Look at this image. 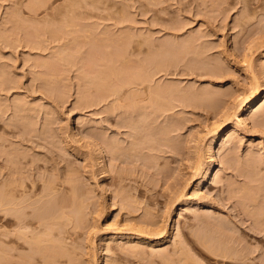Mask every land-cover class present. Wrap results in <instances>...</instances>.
<instances>
[{"label":"rangeland","instance_id":"obj_1","mask_svg":"<svg viewBox=\"0 0 264 264\" xmlns=\"http://www.w3.org/2000/svg\"><path fill=\"white\" fill-rule=\"evenodd\" d=\"M225 1L0 0V84L2 81L5 82L3 77L8 79L9 72L12 73L10 79L6 82L10 81L11 83V78H14V76L16 78L12 80V83L15 84L13 82L15 79L17 81L15 86L9 83L15 88H11L12 90L10 94L8 92V95L3 91L5 88L2 87L4 84L2 82L0 98L3 103L0 102V108L2 105V110L6 108L4 104L8 108L7 110L4 109L2 113L6 111L7 121L18 117V113L15 114L16 116L14 115L13 104H10L11 101L13 103L14 99H17V101L20 99L24 101L25 99L29 106V102H31L34 108L28 105L26 107L32 109V115H34V111L37 113L40 110L41 116L39 115L37 118L35 115L32 117L26 111L33 119L35 117L36 122L41 119H45L46 122V119L53 112L52 108H54V113L57 112L58 114L59 112V115H55L61 118H59L61 123L59 122V128L58 126L56 128H58L59 134L63 136L62 129L67 126V130L64 129V131H67V134L72 138L70 143H64L68 148L63 144L64 151H72V153L69 152L71 157L68 155L67 159L61 155L62 162L64 161L63 158L67 159L69 167L65 161L61 164L62 162L59 160L61 165L57 161L61 157H56L60 152L54 154V152L59 151H54L56 145L54 147L53 145L55 143H52L51 148L49 147L50 144L47 146L46 150L53 147V151L49 149L47 154L43 152L45 150L44 146H46L44 145L45 142L42 144L44 146L41 153L39 149L42 147L41 145H38L40 147H36V150H34L37 154L32 151L30 153L36 154L35 158L38 154V157H40V154L44 153L42 156L45 159H50L46 161L42 157L47 162L46 165L51 161V164L47 166L49 171L52 168L50 165L55 164L48 156L54 154L52 158L55 157V163L58 162L59 165L57 167L59 170L53 166L57 169L55 170L57 174L53 173L55 178L61 177L63 167L69 169L65 168L68 171H66L67 173L71 169L79 171V174L75 173L79 176V179H75L85 187L84 191L81 192L84 194L89 192L91 195H89V198L88 195H85L88 199L86 203L84 202L86 206L84 207L82 219L79 221V233H77L78 236L74 235L77 239L74 236L71 239V242H76L75 245L78 246L74 247L72 243L73 248L70 246L71 248L69 247L68 250L69 259H64L61 264H91L94 261L96 262L93 264H187L183 257L185 252L193 255L194 258L191 257L192 259L197 258L198 264L201 261L203 264H244L242 261L232 260L227 263L219 260V258H214V256L213 259L203 257L204 255L201 254L203 247L196 242L195 238L196 236L203 237V239L208 238V240L214 238V240H218L223 236L221 234H224L222 233L224 229L220 228V230L218 228L221 231L220 233L215 225H209L210 227L207 224L204 225V221L207 220L204 216L209 212V214H221V217L225 215L226 218L232 214L233 217L234 214L236 216L237 213L234 212V209L235 211L239 210L238 205L241 203L238 194L239 187L243 185L250 187L253 183L251 176L256 178V170H258L257 180L261 185L260 187L264 188V156H260L264 155V116H261L264 111V19L261 18V16H264V4L261 3L263 0L259 2L262 5L261 8V5L258 2H255L257 3L255 4L254 1L256 0H253L252 2L260 7L259 9L256 6L259 14L256 13L255 21V17L247 21L246 19L251 17L250 13L245 12L249 16L244 18L246 17L244 11L247 10L244 7L246 5H244V2L246 3L247 0H243V4L240 2L241 5H237L238 0ZM32 2H36V4L38 2L41 7L39 6L36 10L31 11L29 7ZM228 3L232 4L229 5L231 8L233 7L231 11ZM251 5L249 7H252ZM227 6L228 8H226ZM223 8L227 9V13L229 10V13L223 14L226 12ZM257 33H261L262 37L258 38L260 35H257ZM254 37H257V39L255 40ZM151 43L153 45L152 55L154 60H168L169 71L171 72L178 69V71L184 70V73L191 72L190 74H193L190 78L187 77L189 74L185 76L182 73L183 71L181 72L182 77L184 74L183 78L181 76L178 78L179 75H172V77H168L172 80L167 85H175L174 79L177 81L180 79L179 81L183 82L185 80L184 85L188 83L189 87L196 89L201 83L200 87L208 90L210 95L207 91L206 93L211 100L210 103L205 101L207 102H204L205 105H200L198 99H195L192 108L187 109L189 113L180 116L182 125L180 132L178 131L179 135L177 134V138L176 136L174 138L176 143L173 144L176 145V148L171 149L166 146V143L163 142L165 139L163 133L156 135V138L160 141L158 143L160 150L155 149L156 151H154L152 149L153 151H150L153 152V157H156L153 161H156L158 167L155 168L152 164L149 165L150 163H148V167L147 165L141 167L142 165L133 162L136 159H132V157L134 164L128 162L129 164L125 165L127 168L124 167V170H122L124 165L121 164L122 169L121 167H115L116 170L112 168L111 171L112 164L110 163V167L107 166L109 164H106L108 155L106 154V159L103 160L104 164L101 161L102 159L100 160L99 155L101 153L99 151L103 147L96 145L98 147L94 150L96 153L94 151L90 152L95 144L91 146L92 149L88 144L91 145L94 139L91 140V135L90 139H87L86 136L91 132H99L97 128L94 130L90 125L100 122L101 118L107 117L108 114L112 119L111 128H108V131L112 136H116V117L111 108H108L111 106L109 104L111 98L108 99L106 96L108 93L104 94V91L111 89L117 79L121 78L120 72L146 67V52ZM221 51L225 52L226 56ZM219 66H222L221 69ZM250 67H253V71ZM6 71L8 74L4 75ZM253 73L257 77L252 75ZM201 74L203 77L205 74L213 77L220 75L221 77L214 79L205 75L204 78L201 77V80H199L196 75L201 76ZM253 77L258 78L257 84L259 83L263 95L262 99L254 109H247L243 115H240L246 119L243 124L239 125L236 118L230 117V121L227 122L228 124L226 123V134L221 135L220 138L214 141L212 147L213 157L209 159L204 151L212 135L206 137V133L210 128L223 123L229 114L233 112L232 107L235 106L236 102L234 101L238 94H246L252 90L254 82L251 81H254ZM8 86L6 85V87ZM7 89H10V87ZM54 96H59L62 99L60 98L57 101V97ZM102 97H106L105 101L102 100L103 102H101ZM219 97H222L223 100ZM50 98L52 100L53 98L56 99L55 106L59 102L57 108L54 107ZM213 99L219 101L217 104L220 103L221 108H224L223 113L216 103L211 104L214 103L212 102ZM25 101L24 103L27 104ZM99 101L100 103H98ZM202 102L201 104H203ZM59 104L62 105V108ZM44 105H46L47 110H41ZM107 105L110 106L107 107ZM9 106H11V109ZM35 108L36 110H33ZM48 109H52V111L46 117L48 113L45 114L44 112H49ZM98 109L105 113H102L101 116L96 115ZM42 111L44 112L42 113ZM2 113L0 115L4 117ZM19 114L23 115L22 113ZM10 115L11 117H9ZM53 115L51 116L55 117ZM23 117L20 118L23 119ZM28 117L24 121H27ZM14 119L16 120V118ZM54 119H52L53 121L50 120V125L52 122L59 121L56 119L54 121ZM19 120L16 122L19 123ZM35 121L33 122L36 123ZM44 121H39L40 124L37 123V127L33 123L34 127L37 129L42 127ZM28 122H32L31 119ZM54 123L53 126H56L57 124L54 125ZM34 127H32L33 130L36 129ZM52 127L49 128L55 129V127ZM14 130L15 132L18 131ZM38 130L36 135L39 134ZM1 131L2 129H0ZM54 131L51 130L53 134ZM50 137L52 138V135ZM92 138L94 137L92 136ZM52 140L55 139L52 138ZM14 141L17 142L15 138ZM16 145L19 144L16 143ZM149 145L151 148L153 147V145ZM155 148H157L156 145ZM24 150L27 149L24 148ZM49 151L53 154L49 155ZM90 153L95 155L90 156ZM148 155L147 158L151 156V154ZM257 155L263 157L262 160H259L260 163L257 162L258 160L255 161L258 158L255 157ZM29 157L27 159H30ZM96 157H99V159L97 160ZM260 157L259 159H261ZM151 158L148 162H152ZM40 159L38 158V164H40ZM0 161L2 160L0 159ZM199 161L203 164L202 168L205 169V173L207 172L203 181L204 184L202 183L201 187L198 184L202 180L201 174H199V171L197 172ZM98 162L102 163L105 169ZM137 162L142 164L141 161ZM0 164L3 163L0 162ZM258 165L260 166L258 167ZM149 166L153 169H149ZM117 169H121L126 175L122 177L128 178L119 180L118 178L123 172L121 171L116 176ZM56 175L59 176L56 177ZM80 186L82 187V185ZM254 186L259 187L255 183ZM195 190H200V193H203H201V197L200 195L195 197L193 193H196ZM261 194H263L262 191ZM126 208L130 211L127 212L128 209ZM183 208L186 209L182 210ZM199 210H201L202 217L200 215L195 217ZM214 214L212 215L214 216ZM93 216L96 218L95 224L92 223ZM197 217L203 220L202 223L205 227L199 219L196 220ZM229 218H227V221ZM247 219L249 220V218L246 217V222ZM238 220L240 219L238 218ZM158 222L163 228L168 229L167 234L162 231V226L159 229L153 228V224ZM249 222L251 221L249 220ZM92 225L96 233L91 232L94 229H92ZM188 227H191V229ZM179 232L184 238L179 236ZM182 232L184 233L182 234ZM90 233H93L91 237ZM159 233L161 234L159 235ZM199 233H202L203 236ZM227 233L228 231H226ZM205 236L206 238H204ZM90 238L97 242L91 243L93 240H90ZM247 242L254 246V242ZM182 243H184V248L187 247L184 253ZM91 244H94L96 248ZM180 248L183 254L178 252L181 251ZM188 249L192 254L191 252L187 253ZM90 252H95V257ZM259 252L256 254L260 255ZM179 255L180 257H178ZM1 260L2 256L0 255V264L2 263Z\"/></svg>","mask_w":264,"mask_h":264},{"label":"bare ground","instance_id":"obj_2","mask_svg":"<svg viewBox=\"0 0 264 264\" xmlns=\"http://www.w3.org/2000/svg\"><path fill=\"white\" fill-rule=\"evenodd\" d=\"M224 1L225 0H223V2ZM252 1L253 0H249L250 5L253 3ZM261 1L262 0H260V1L256 0V1H254V3L258 2V4H260L259 2H261ZM240 2L243 4L244 1L238 0V4H237V2H236V4L239 5ZM249 2H248V0L246 1V3L244 2V5L246 4L244 7H246L247 10H252L250 12H248L247 10L244 11V14L246 16L244 18H247L249 16V14H246V13H250V16H251V17H248L249 19H246L247 21L248 20L250 21V18L253 19L257 15L256 13H258L257 12L258 8L259 9H260V7L262 8V5L264 4L263 3L264 0L261 2L262 5L261 4H260L261 6L259 5L260 7L255 5L257 3H255V4L253 3L254 8H252L253 7L252 5H251L252 7H249L250 6ZM32 3H34V2H32ZM226 3L227 2L225 1V4ZM31 4L29 7L31 11L36 10L40 6L38 4V2H37V4H36V2L32 5ZM229 5L231 6L232 4L228 3V6ZM228 6L226 8H228ZM230 6H229V10L231 11V9H233V7L231 8ZM263 7H264V5H263ZM224 8H223V10H225ZM229 10H228V13H229ZM228 13L226 11L223 14H228ZM263 14H261V15H263ZM261 18L264 19V16H261ZM258 19H259V17H258ZM255 20H256V17H255L254 21ZM258 34L260 35L261 33H257V35ZM261 37H262V35H260L258 38H261ZM256 39H257V37L255 38V40ZM252 44H253V42H252ZM152 46L153 45L151 43V45L148 46V51L146 52L147 53L146 67L144 66L143 69H135V70L131 69V70H127L125 72H120L119 75L121 76V78L117 79V82L111 86V89H106V92L104 91V94L108 93V95H106L107 98L108 99L111 98V101L109 102V104H111V106L107 105V107L110 106L108 108H111L112 113L116 117L115 118V123H116L115 124V127H116L115 128V130H116L115 135L116 136H112L108 131V128L109 129L111 128V120H112L110 117V114H108L107 117L101 118L100 122L94 123L95 125L94 124H92L93 126L90 125L92 129L94 128V130H95L97 128L99 130V132H96V133L91 132V134H87L88 136L85 135L86 137H88L87 139H90L89 137L91 135V140L94 139L92 141L96 142V143H94V142L91 143V145L88 144L90 147L95 144L94 145L95 147H93V150L90 152H93L95 150V148L97 147L96 145H99V147L102 146L103 149L105 148L104 150L101 149L99 151V153H101V155H99L101 157L100 160L102 159L101 161L103 162V160L106 159V156L108 155V159H107L106 164H109V165H107L109 167L112 164L111 165V171H112V168L115 169V167H117V168L121 167V169H122V165H124L122 170H124V167L126 169L127 166H125V165L128 162L130 164L131 163L134 164L133 162H135L136 164H140V166L142 165L141 167H143V166L145 167V165H147V167H148V163H150L149 165L152 164L153 166H155V168L158 167V164L156 163V161L155 160L153 161V159H156V157L155 156L153 157V154H152L153 152L151 153V151H153L152 149H154V151H156L155 149L160 150V148L158 147V143L160 141L156 138L157 137L156 135L163 133L165 135V139L163 142L166 143V146H169L171 149L176 148V145H173V144L176 143L174 141L175 140L174 138H175V136L177 138V136L179 135L178 131L180 132V129H181V125H182L181 121L182 120L180 119V116L184 113L185 114L189 113V111H187V109L192 108V106H193L192 103L195 99H198V102H200V105H205L204 104L205 101H207V102L209 101V103H210V100H211V98H209V96L207 95V93L209 94L208 90L203 88V87H200L201 83H200V85L198 84L199 86L196 89L194 87H189V85H187L188 84L187 82H186L187 84L184 85V82H185L184 79H183L184 82L179 81L180 79H178L179 82L176 79H174L175 85H170V86L167 85L168 83H171V80H172L171 78L169 79L168 77H172V75H177V76L179 75L178 78L180 76L182 77L181 72L183 71L182 73H184V70L178 71V69H176L175 71L171 72V71H169L168 60H160V61L154 60L153 55H152V51H153ZM222 52L223 51H221V53ZM223 54H225V52H223ZM225 56H226V54H225ZM217 64H220V63H217ZM221 67H220V69H221ZM250 68L252 69L253 67H250ZM7 71L4 73V75L8 74ZM185 71H188V70H185ZM252 71H253V69H252ZM175 72H177V73H175ZM11 73L9 72L8 79H10ZM190 73L191 72H189V73L186 72L184 74H185V76L187 74H189V76L187 75V77L190 78L191 75L193 76V74H190ZM222 73H223V70H222ZM222 73L220 72V74H222ZM184 74H183V77H184ZM205 75H204V77H205ZM252 75L256 76L254 73ZM12 76H14V75H12ZM196 76L199 80H201L200 78L203 77L202 74H201V76H199V75H196ZM207 76L208 75H206V77ZM222 76H223V74H222ZM208 77H213V76H208ZM220 77H221L220 75L219 76L216 75L213 78L215 79V78H220ZM256 77H253L254 81H251L254 83H253L252 90L249 93H246V94L243 93L242 95L238 94L237 97H235L236 99L234 102H236V103H235V106L232 107L233 112L231 111L232 113L229 114L228 118H226L225 121H223V123L217 125L216 127L210 128V130L206 133V137L209 135H212L211 140L206 144L205 151H204V153L206 154V156L209 159H212V157H213L212 147H213L214 141L217 140L218 138H220L221 135L226 134V132H225L226 127H227L226 123L230 121V117L236 118L239 122V125L243 124L246 119H245V117H241L240 115H243L247 111V109H254L258 105L260 100L262 99L263 95H262V92L259 88V83L257 84L258 78H256ZM4 78H5V82L4 81H2V82L5 85L3 84V86H2V82H1L0 88L4 87L5 89H7L8 87H10V89H7V90L3 89V91L6 92V94L8 95V92L10 94V91L12 90L11 88H15V87H13V85L15 86L17 81L15 79L13 81V82H15V84H13L12 80L16 77L15 76H14V78L12 77L11 83L13 85L11 86L10 81L8 83L6 82V80H8V79H6L7 77H3V80H4ZM213 78H212V80H213ZM194 81H196V80L194 79ZM6 85L7 86L10 85V86L6 87ZM251 85H252V83H251ZM206 91H207V93H206ZM0 93L2 94V91ZM57 95H59V94H57ZM63 96H64V94H63ZM128 96H129V98H128ZM220 96H222V95H220ZM56 97H57V101H59V99L61 98V97L59 98V96H56ZM222 97H219V98L221 100H223ZM50 99L54 105V102L56 103V99L53 98V100H55V101H53L52 98H50ZM105 99H106V97H102L101 102L105 101ZM14 100H13V103L11 101L10 104H13L12 106H14L13 107L14 109L12 108L14 110L13 111L14 115L15 114L17 115V113H18V115H17L18 117H14V118H16V120L14 118H11L12 119V121H11V119L9 118V117H11V115H10L8 117L10 119V121H7V117H5L6 111L3 112L5 114L2 113V111L4 109L5 110L8 109L6 104H4L5 105L4 107H6V108H3V110H2L1 108L3 105L0 108V113H2V115H4V117L0 115V129H2V131L0 132V135H3V136H0V159L3 161V162L0 161L1 163H3L2 165L0 164L1 165L0 170L1 171L3 170L2 172L5 171L3 174L0 171L2 174V175L0 174V255L2 256V260H1L2 263L1 264H61L64 259H69L68 250L71 248L70 246H72V243H73V242H71L72 241L71 239L74 235L78 236L77 233H79L78 229L80 227L79 221L82 219L84 209H85L84 207L86 206L84 204V202L86 203V200L89 198L90 194L87 191H85V192H87V194L86 193L84 194L81 192V191H84L85 187H83V184L81 182H80L81 183L80 184V183H78L77 179H75V178L79 177L77 174L75 175L76 172L79 174V171H75V170L71 169V167H70L71 172L69 171V173H67L68 172L67 170H69V169L62 166L64 168V170L61 168L62 169L61 173L65 174V175L62 174L61 177L59 176L60 174L56 175V177L59 176L58 178H55L53 175L54 172L56 173L55 170L58 169L57 167H59V165H58L59 160H61V162H62V156L67 158V156L69 155V152L72 153V151H69V150H68L69 152H66L67 150L64 151V149H65L64 145L67 143H70V139H72V138L67 134V131H64V129L67 130L66 129L67 126L66 127L64 126V129H62V135L63 136H61V134H59V131H58L59 125L58 124L61 123L60 122L61 118L59 117L60 118L59 119L58 117H56L55 114H57V112L54 113V108H52L53 112H51L52 109L51 110L48 109L49 112L42 111V113L43 112L45 114L48 113V114H46V117L51 112V114L49 115L51 118L48 117L49 119L48 118L46 119L48 121V123H46L47 121L46 122L44 121L45 119H41L45 123L43 122L44 123L43 126L38 128L39 129L38 130L36 128L37 123H39V121L41 122V120L38 119L39 121L36 122L37 120L35 121V117L37 118V117H39V115L41 116L40 110L37 112L38 114L34 111L33 114L35 115V117L33 119L32 118L34 116V115H32L33 111H31L32 109L29 108V107H32V105H31L32 103L29 102V104H30V106H29L27 103V100L25 101V99H24V101L27 104H25L24 101H22V99H20L18 101H17V99L15 101ZM214 100L215 99H213V101H212L214 103H211L212 105H214L215 103L217 104V102H219V101H214ZM2 101L3 100L1 99L0 102L3 103ZM201 102L203 104H201ZM207 102H205V103H207ZM58 103L59 102H57V105H58ZM98 103H100V101ZM61 104H62V102H61ZM61 104H59V105H61ZM26 105H28L29 107L28 106L26 107ZM56 106L54 105V107H56ZM219 106H220V103L217 107L222 112V110L224 108H221L222 106H220V107ZM9 107L11 109V106H9ZM60 107L62 108V105ZM60 107H59V109L61 110ZM211 107H215V106H211ZM32 108H34V105ZM45 108H46V105H44L41 108V110H43V109L47 110V108L46 109ZM10 109H9V111H11ZM100 109H102V108H100ZM33 110H36V108ZM26 111H28L30 113V115H32V117L29 116V113H27ZM24 112H25V114H24ZM61 112H62V110H61ZM19 113H22L23 115H20ZM53 113H54L55 117L51 116V115H53ZM102 113H105V112L100 111L98 109V113L96 115L101 116ZM26 114H27V116H26ZM45 114H44V116H45ZM7 115H8V113H7ZM12 115H13V113H12ZM57 115H59V112ZM60 115H61V113H60ZM262 115L264 116V111L262 112L261 116ZM21 116H24L23 119L20 118ZM25 116L26 117L29 116L32 122H28V121H30L29 117L26 119L27 121H24L26 118ZM42 117H43V115H42ZM4 118H6V119H4ZM19 118H20V120H19ZM54 118L56 120H59V121H56L55 123L52 122V124L50 125L49 124L50 120L53 121L52 119H54ZM55 119H54V121H55ZM17 120H19V123L16 122ZM13 121H15V122H13ZM33 121H35L36 123H34ZM15 123H17V124L15 125ZM33 123L35 124L36 127H34ZM53 123H54V125H56V124L57 125L53 126ZM98 124L100 125V127H98L99 126ZM52 126L55 127V129ZM57 126H58V128H56ZM32 127L36 128L39 131L38 135H36L37 130L36 129L33 130ZM49 127H52L54 130H57L58 132L54 131L53 129H50ZM6 128H7L8 132L6 131ZM102 128H104V129H102ZM9 129H10V131H9ZM14 129H16V131L17 130L18 131L15 132ZM51 130L54 131V134L51 132ZM50 133L52 135V138L55 139L54 141L50 137L51 136ZM92 133H93V135H92ZM17 134H18V136H17ZM40 134L43 136H41ZM7 135L9 136V138ZM48 135H50V136H48ZM47 136H48V138H47ZM92 136L94 138H92ZM14 138H15V140H17L16 143L19 144L18 145L19 147L16 145ZM41 141H42V143H41ZM51 141H53V142H51ZM43 142L46 143V144L44 143V145H46V146L43 145L45 147L44 148L45 150L43 149L44 151L43 150L42 151L45 152L46 154H47V151L51 148V145H53L54 143L55 144L53 145V147L56 145L55 146L56 148L54 147V149H55L54 151L59 150L58 152H54V154L55 153L57 154L60 152L59 154H57V155L55 154V155L57 158L61 157V159L59 158L57 160L58 162L55 163L56 162V159H54L55 157L52 158V156H54V154L52 152H50V151H53L52 150L53 147L49 151V155L50 154H53V155L48 156V157H51L52 163L54 161L53 164H55L52 166L50 165V167H52L51 169L49 167V169L51 171H49L47 168V166L49 164H51L50 163L51 161L48 162L49 163L48 165H46L47 164L46 161H48L50 159H48V158H47L48 160L45 159V157L42 156V155H44V153L40 154V157H38L39 156V154H38L37 158H35L36 157L35 155L37 153L34 152V150H36V147L37 148L40 147L38 145L42 146ZM156 142H157V144H156ZM30 144H31V146H30ZM49 144H50V146H49ZM149 144H151V146L153 145V147L151 148ZM155 145L157 148H155ZM43 146L39 148L40 153H41V149L43 148ZM47 146L50 147V148L48 147L49 148L48 150H46ZM65 146H67V145H65ZM24 148L27 149L29 152L27 150H24ZM67 148H68V146H67ZM69 148H70V146H69ZM91 149H92V147H91ZM72 150L74 151V149H72ZM30 151H32L33 153H36V154L32 153L34 155L33 156L30 153ZM37 151H39V150H37ZM26 152H27V154H29V153L30 154L27 155ZM97 152H98V150H97ZM61 153H63V154H61ZM94 153H96V152L94 151ZM46 154H45V156L47 157ZM147 154H149V155L151 154V156L148 155L149 157L147 158ZM92 155H95V154H91L90 156H92ZM29 156H31L33 159L30 158ZM250 156H251V154H250ZM260 156H264V155L262 154ZM260 156L257 155L255 157H258V158H256V159L253 158V159H255V161L258 160L257 162L260 163L259 160H262V158H263ZM28 157L30 159H27ZM150 157H152L151 158L152 162L151 161L148 162ZM259 157L261 159H259ZM34 158L37 160V162ZM38 158L43 159L42 161H40L41 159L39 160L40 164H38ZM65 158H63V159H64L65 163L67 164V166L69 167V163H67L68 158L66 160H65ZM96 158H97V160L99 159V157H96ZM131 158L136 159V161L135 160L133 161ZM253 159H250V160H253ZM64 161L62 163L59 162V164L60 163L63 164ZM137 161H139V162L141 161L142 164L138 163ZM250 163H252V162H250ZM98 164L99 165L101 164L103 166L104 162H103V164L98 162ZM53 166L57 169L53 168ZM259 166L260 165H258V167ZM202 167H203V164L201 163V161H199L198 167H197V172L199 171V174H201L202 180L200 183H198L200 185V187L202 186L201 184L205 180L206 173H207V172L205 173V169ZM103 168H104V166H103ZM121 169H117L116 176H117V174L119 175V173H121V171H122ZM149 169H153V167L151 168L149 166ZM63 171H65V172H63ZM257 171L258 170H256V173H255L256 178H253L251 176L253 183L250 185V187L247 185H243V186L239 187L240 190L238 191V194L240 195L239 199H240L241 203H239V205H238L239 210L235 211V209H234V212L237 213L236 216H235V214H234V217H233V214L231 215L232 217L228 215L230 218L227 217V218H229V220L227 221V218L225 215H223V217H221L222 216L221 214H220L221 216L219 214L217 215V213L209 214L210 213L209 210L207 211V209H206V211L209 212L208 213L209 216H208V214L205 211H203V212H205V214H207V215H205L206 217L203 215L205 220L207 218V220L204 221L205 222L204 225H206V224H207V226H209V225L214 226L215 225L217 227V229L218 228L219 229L221 228L222 230L224 229V232H222L224 234H221V236L222 235L223 236L222 237L220 236L221 238L217 237L218 238V240L216 239L217 241L214 240L215 238L213 240H208V238H206V236L204 237L206 239H203V237L199 238V237L195 236L196 242L198 244H200L204 249V251L202 249V251H201L202 253L200 252V249H199V252L202 255H204L203 257H207L208 259H213V256H214V258H219V260H223L227 263H228V261L230 262V260H232V261H242V262H244V264H264V188L260 187L261 185L257 180V176H258ZM259 171H261V170H259ZM123 174H124V172L121 173V175L119 176V178H118L119 180H121L122 178H125V179L128 178V177H122V176H126L125 174L124 175ZM254 183L257 186L259 185V187H255ZM80 185H82L83 188ZM195 187H198V186H195ZM200 187H198V188H200ZM147 190H149V188ZM198 191H196V193L193 192L195 197H197L199 195L201 197L202 192L200 193V190H198ZM261 191L263 192V194H261ZM85 195L86 196L88 195L87 196L88 198H86ZM200 197H199V199H200ZM202 197H204V196H202ZM126 209H128V208H126ZM184 209H186V208H183L182 210H184ZM129 211L130 210L128 209L127 212H129ZM185 211L188 212L190 210H185ZM200 211L201 210H199L198 214H196L195 217L199 216V215L202 217V215H201L202 213H200ZM194 212L197 213L196 211H194ZM212 214H214V216ZM210 215H212V216L210 217ZM94 217L95 216H93V218ZM246 217H248L252 223L249 222L248 219H247V222H249L250 224L247 223ZM93 218H92V220H93L92 223L95 224L94 221H96V218H94L95 220ZM199 218L200 217H197L196 220ZM225 218H226V221H225ZM238 218L240 220H238ZM199 221H201V223L203 222V220H201V219H199ZM197 222H195V223H197ZM157 224H159V225L157 226ZM198 224H200V223H198ZM246 224H249V225H246ZM155 225H156V228H155ZM202 225H203V223H202ZM202 225H201V227H202ZM161 226L162 225H160L159 222L153 224L154 229H157V228L159 229ZM191 227H188V228L191 229ZM93 228L94 227L92 225V229ZM197 228H199V227L197 226ZM197 228H196V231H197ZM161 229L165 234H167V232H168L167 228H165V227L163 228V226H162ZM225 230L228 231L229 234L228 233L226 234ZM190 231H194V230H190ZM91 232L96 233L95 228L93 230H91ZM230 232H231V234H230ZM95 233H94V235H95ZM161 233H159V235ZM183 233L184 232H182V234ZM220 233H221V231H220ZM91 234L93 235V233H90V237H91ZM195 234H196V232H195ZM199 234L201 235L202 233H199ZM199 234H198V236H199ZM205 235H206V233H205ZM76 236H74V237H76ZM179 236L183 237L181 235V233ZM201 236H203V234ZM180 237H179V239H181ZM93 238L92 239L90 238V240H93ZM210 238H212V237H210ZM76 239H77V237H76ZM94 241L97 242L96 240H93L91 243H93ZM247 241H249L251 243L254 242V246H252L253 244L252 245L248 244ZM162 242H163V240H162ZM183 242H185L184 239H183ZM75 244H76V242L73 243L74 247L78 246ZM94 244H91V245H94ZM183 244L184 243H182L181 245H183ZM187 244H188V241H187ZM95 245L93 247H95ZM248 245H250L251 247ZM72 248H73V246H72ZM133 248H132V251H133ZM186 248H184V245H183V253H184ZM175 249H176V247L174 248V250ZM21 250L23 251L22 253H21ZM197 251H198V249H197ZM136 252H137V249H136ZM178 252L183 254L182 249H181V251H178ZM188 252H191L190 249H188L187 253ZM257 252H259L260 255H257L256 254ZM90 253L94 254L95 252H90ZM95 254L92 256L95 257ZM185 254H186V252H185ZM185 254H183L184 255L183 257H184V260L187 264H196V263L198 264L196 257H195L196 259H192L191 257L194 258L193 255H190V253H188V254H186L188 256H186ZM191 254H192V252H191ZM180 255L178 257H180ZM211 256H212V258H211ZM166 260H167V258H166ZM198 261H199V259H198ZM95 262L96 261H94L93 263H95ZM216 262H218V261H216ZM93 263H91V264H93ZM199 264H203V262L201 261V263L199 262Z\"/></svg>","mask_w":264,"mask_h":264}]
</instances>
